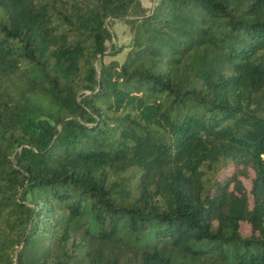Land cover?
Instances as JSON below:
<instances>
[{"label":"trees","instance_id":"16d2710c","mask_svg":"<svg viewBox=\"0 0 264 264\" xmlns=\"http://www.w3.org/2000/svg\"><path fill=\"white\" fill-rule=\"evenodd\" d=\"M263 153L264 0H0V264H264Z\"/></svg>","mask_w":264,"mask_h":264},{"label":"rangeland","instance_id":"374dc122","mask_svg":"<svg viewBox=\"0 0 264 264\" xmlns=\"http://www.w3.org/2000/svg\"><path fill=\"white\" fill-rule=\"evenodd\" d=\"M140 4L144 8H149L152 0H139ZM106 26L109 31L110 37L109 40L105 41L106 46H112L115 48H121L120 51H118L116 54L110 56V55H105L102 57L103 61H107L110 58H116L117 60H120L122 58V52L125 50V45L129 42L131 32L129 30L128 24L121 18H107L106 19ZM248 180V179H247ZM246 179H244V182H247ZM242 229L246 231V228L244 224H242ZM98 244V243H97ZM96 246V244H95ZM101 248L104 250L106 254L110 255H116L118 259L120 256L123 254V250L121 248H118L117 246L113 244H108V243H102L100 244ZM200 263L199 261H195L194 264ZM78 264H86L85 260H80ZM119 264H125L124 259L119 262ZM175 264H185L181 260H177Z\"/></svg>","mask_w":264,"mask_h":264},{"label":"built area","instance_id":"2783aa9c","mask_svg":"<svg viewBox=\"0 0 264 264\" xmlns=\"http://www.w3.org/2000/svg\"><path fill=\"white\" fill-rule=\"evenodd\" d=\"M262 158L264 159V153L262 154Z\"/></svg>","mask_w":264,"mask_h":264}]
</instances>
